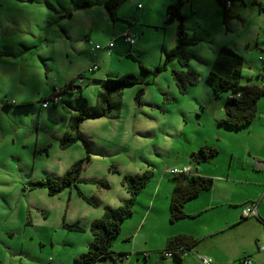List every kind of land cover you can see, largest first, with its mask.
I'll list each match as a JSON object with an SVG mask.
<instances>
[{"label":"rangeland","instance_id":"rangeland-1","mask_svg":"<svg viewBox=\"0 0 264 264\" xmlns=\"http://www.w3.org/2000/svg\"><path fill=\"white\" fill-rule=\"evenodd\" d=\"M104 1L0 0V264H73L92 240L91 222L102 216L106 206L117 207L128 197L125 176L143 172L150 177L109 246L122 258L114 254L116 260L100 258L94 264H167L174 258L162 256L166 242L161 227H188L190 220L171 223L168 204L159 197L143 228L140 220L151 191L159 186L163 191L165 183L175 181L169 170L190 164L199 175L213 179L219 197L226 184L219 177L233 172L243 177V167L255 171L256 158L264 162V94L252 123L230 128L218 122L225 116L229 93L214 95L206 80L224 46L243 56L241 84L261 81L258 73L264 64L258 56L264 50V0L237 1L226 20L216 0H185L181 22L166 21L167 6L176 0H123L114 20ZM180 24L188 43L166 59L177 43ZM125 31L134 35V44L124 40ZM109 42H113L110 50L97 48ZM94 62L98 67L90 71ZM173 70L195 71L198 82L182 93ZM125 73H134L138 82L125 86L120 97L112 96L118 109L79 124L89 148L81 139L61 148L60 138L73 133L69 121L75 113L62 100L81 94L92 110L99 111L102 81ZM73 78L80 91L63 93L55 105L48 100L56 87ZM44 101H49L48 106H42ZM204 144L216 153L196 161L193 155ZM81 159L79 181L59 193L50 195L47 188L31 185L40 178L60 180ZM233 179L240 193L253 181ZM211 191L202 192L199 199L209 197ZM212 213L191 221L219 226L222 211ZM64 223H77L83 230H69ZM263 233L264 225L247 217L211 239L236 243L234 250L251 254L245 248H255V239L264 240ZM209 243L204 239L199 246ZM190 252L183 257L193 256L198 264L196 253ZM233 262L239 264V259Z\"/></svg>","mask_w":264,"mask_h":264},{"label":"trees","instance_id":"trees-1","mask_svg":"<svg viewBox=\"0 0 264 264\" xmlns=\"http://www.w3.org/2000/svg\"><path fill=\"white\" fill-rule=\"evenodd\" d=\"M121 1L123 0H105L103 3L106 12L112 20L116 18L117 7ZM184 1L185 0H176V2L167 6V22H171L173 19H178L180 22L182 21L180 7ZM216 1L223 7V17L226 20L229 16L231 7L237 1L242 0H229V6L226 4L227 0ZM177 33V43L167 52L166 59L175 57L180 52L181 46L188 43L184 38L181 24L179 25ZM182 55L185 59L187 58L184 54ZM181 63L184 65L185 61H181ZM242 63V55L229 47L223 46L217 51L206 77L207 83L211 87L214 95H218L222 91L229 93L224 105L225 116L220 118L218 122L230 128H240L250 125L257 115V102L264 94V88L262 86L249 82L246 84L240 83V67ZM82 74L83 73H80L78 76ZM172 77L178 90L183 93L189 86L198 82L199 74L192 70H173ZM136 82H138V78L134 73H125L116 78L103 80L101 83V90L98 93L100 104L102 105L99 111L92 110L81 94L70 100L63 99L62 102L74 110L75 113L71 115L69 121V126L73 133L64 134L59 140V146L61 148H68L77 139H81L88 149V142L82 138L79 133L80 122L87 117L95 118L113 113L114 110L118 109V104L112 102V96L120 97L125 86ZM80 90L81 85L76 84V79L73 78L62 87H59L58 95L62 97L61 95L63 93L72 94ZM55 93L56 92H53V95H55ZM53 95L48 98L49 101L53 102ZM49 101L44 102H48L49 104ZM56 103L53 102L54 105ZM215 153L216 149L214 147L204 144L198 148L197 153L193 156L196 157V161H200L210 158ZM82 164V159L75 161L60 180L40 178L32 181L31 185L33 187H45L50 195H55L64 188L79 181ZM173 176H175L176 179L171 190L168 204V217L170 222L187 217L188 215L184 211L185 203L198 196L201 192L211 189L213 185V179L211 177L193 173L190 169L188 172L173 174ZM149 177L150 175L148 172L125 176V185L129 193L128 197L122 199L121 204L117 207L106 206L102 216L91 222L90 231L92 240L84 252L73 258V264H94L96 260L106 257L116 260L115 255L118 256L119 259L122 258V254L112 253L109 246L112 238L120 232L122 221L132 214L135 197L144 187ZM79 194L86 201L91 202L90 199L86 198L80 192ZM262 196L264 197V190ZM255 217L261 219L258 215H255ZM240 218L243 220L247 217L241 215ZM64 226L69 230H83L77 223H64ZM196 242V239L185 234L173 235L167 239L166 247L161 250V252L172 250L174 251L173 257L180 259L182 258L181 253H176L175 250L178 248L182 249V252L184 250H192Z\"/></svg>","mask_w":264,"mask_h":264},{"label":"crops","instance_id":"crops-1","mask_svg":"<svg viewBox=\"0 0 264 264\" xmlns=\"http://www.w3.org/2000/svg\"><path fill=\"white\" fill-rule=\"evenodd\" d=\"M262 51H264V50H262ZM262 63L264 64V62H262ZM258 77L261 78L260 82L252 80L253 82H249V83H254V84H257V85L263 87V85H264V67H262V72L258 73ZM260 108H261V106H260L259 100H258V102H257V115H258V110ZM257 115H256V117H257ZM253 162L254 161H251V164ZM248 163H249V161H248ZM253 165L254 166L257 165L256 167H258V168L254 167V169H258V170L252 171L251 170L252 168L248 167V171H244V167H243V170L241 171L242 174L244 175L243 177L236 175L235 172H233V174H230V175L228 174L226 177L225 176L219 177L218 180H220L222 182H226V184H224V186L222 188V192H221L219 197H217V195L215 194V191H214L215 187H214V185H212L211 189H209L207 191H203V192H208V191L212 190L211 191L212 193L209 195V197H203L202 199H199V197L201 196V193H202L201 192L195 198L188 200L184 205V211L186 212V214L188 216L182 219V220H187V221H181V222H188V220H190L191 223H189V224H191V225H189L188 227H183L185 225H178L176 227H173V226L161 227L160 232H161V236L164 239V241L167 242V239L173 235L185 234V235L191 236L197 240V242L193 246V249L191 250V252L194 251L195 253H199L201 255H206L208 257H211L212 259L217 261L219 264H221L220 262H222L223 264H235L233 262V260L237 259V258L239 259L244 255H250L256 264H263L262 261L264 259V252H258L256 247L255 248L254 247L245 248V249L249 250L251 254H249V253L241 254L242 252H244V250H241V252H237L238 250H234L236 247V243H235V245H233V244L231 245V244L219 243V241L214 240V238L211 239L212 237L219 235L220 232L227 230V229L235 226L237 223H239L241 221V218L239 219V217H241L240 207L242 208L249 203H256L257 215L263 220V222L261 219H258L255 216H251V217H255L259 222H261L264 225V197L262 196V193L264 190V162H262L261 160L256 158ZM183 166H188L191 172L197 173L196 168H194V170H192V167L190 166V164L189 165L184 164ZM259 169L261 170V172H258ZM243 172H245V173H243ZM202 175L206 176L204 174H202ZM231 177L241 178L244 182H246V179L252 178L253 181L248 183V185L245 187V191L243 193H240L239 189H235L236 183H231L232 181H235V179H233ZM161 183H163L162 179L160 181V184ZM228 183H229V185H228ZM213 184H214V181H213ZM252 184H254V185L249 186ZM164 185H165V187H164L163 191L160 189V186L155 187L151 191L150 201L148 203H146V209L144 210V212L142 214V218L140 220L141 228H143V225L145 224L146 219L148 218V214L152 208L151 206L155 204V201L158 197H159V200H160V198L163 199L162 202H164V204H166V205L169 204L168 201H169V197L171 194L172 186L174 185V181L165 183ZM254 186H258V187H254ZM160 190H161V192H160ZM252 190H255V191L257 190V192H254ZM242 195H245V196L242 197ZM218 208H220V209H218ZM219 210L222 211V217H223L221 224L219 226L210 227L211 225L208 223L201 226L200 225L201 223L199 221H191V220H198L199 216H201L205 212H208V213L213 212L212 214H215ZM184 224H186V223H184ZM196 224H198L200 226H196ZM200 228H203L202 232H201ZM263 236H264V233H263ZM204 239L209 240L210 243L208 244V246L207 247L199 246V243ZM222 241H224V238L222 239ZM259 241L260 240L258 238H256L255 239V245H257V243ZM165 247H166V243H165ZM234 253H236V254L234 255ZM232 255H234V256H232ZM172 258H174V257H172ZM183 258H184L183 256L180 259L174 258V260L167 262V264H195L194 263L195 258L193 256H186V258H184V259Z\"/></svg>","mask_w":264,"mask_h":264},{"label":"built area","instance_id":"built-area-1","mask_svg":"<svg viewBox=\"0 0 264 264\" xmlns=\"http://www.w3.org/2000/svg\"><path fill=\"white\" fill-rule=\"evenodd\" d=\"M226 4L227 6L230 5V1L227 0L226 1ZM123 38L124 40L129 43L130 45L131 44H134L135 43V37L134 35L130 34L128 31L124 32L123 33ZM89 43L91 44V42L89 41ZM113 46V42H109L106 46L104 47H100V46H97L98 49H101V48H105V49H108L110 50L111 47ZM91 51L93 52L94 51V48L91 47ZM259 60L264 62V51H262L260 53V55L258 56ZM97 63L94 62L90 67H89V70L90 71H94L95 69H97ZM79 78V82H82L83 81V77H84V74L80 75V76H77ZM79 84V83H78ZM263 88H264V85H263ZM57 93H55V95L52 96V100L53 102H58L60 101L61 97L60 95H58L59 93V87H56L55 88V91ZM42 106L43 107H46L48 106V102H44L42 103ZM189 171V167L188 166H183L181 168H172L169 170V172L173 173V174H178V173H182V172H188ZM256 204L255 203H251L249 205H246L245 207L242 208L241 210V215L244 216V217H250V216H255L257 215V210H256ZM256 248H257V251L258 252H264V240L263 241H259L256 245ZM191 251V250H189ZM189 251H186L184 250L182 252V249L178 248L175 250L176 253H181V256H185ZM173 252L172 250L170 251H165L163 252V257L164 256H171L173 257ZM196 260H197V263L198 264H219L217 261H215L214 259H212L211 257H208L206 255H201L199 253H196ZM262 263L264 264V259L262 261ZM239 264H256L255 261L253 260V258L250 256V255H244L240 258L239 260Z\"/></svg>","mask_w":264,"mask_h":264}]
</instances>
